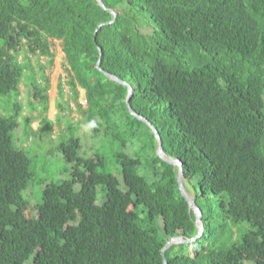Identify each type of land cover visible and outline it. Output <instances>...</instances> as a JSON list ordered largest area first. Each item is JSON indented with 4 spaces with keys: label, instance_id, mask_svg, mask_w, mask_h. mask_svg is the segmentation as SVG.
I'll list each match as a JSON object with an SVG mask.
<instances>
[{
    "label": "trees",
    "instance_id": "obj_1",
    "mask_svg": "<svg viewBox=\"0 0 264 264\" xmlns=\"http://www.w3.org/2000/svg\"><path fill=\"white\" fill-rule=\"evenodd\" d=\"M102 1L0 0V97L11 104L0 114V264H264V0ZM56 45L65 80L52 122ZM105 73L131 87L129 107L181 161L202 213L201 237L164 256L169 239L197 234L195 214L127 87ZM43 135L46 158L67 167L32 206L22 192L34 202L35 165L15 143ZM238 224L249 229L234 238Z\"/></svg>",
    "mask_w": 264,
    "mask_h": 264
},
{
    "label": "rangeland",
    "instance_id": "obj_2",
    "mask_svg": "<svg viewBox=\"0 0 264 264\" xmlns=\"http://www.w3.org/2000/svg\"><path fill=\"white\" fill-rule=\"evenodd\" d=\"M39 61L43 65H47L44 58H40ZM31 63L36 68L35 58L31 60ZM62 65H63V54H62L59 46L56 45L55 58H54V62L52 64V67L46 66V70H45V74L49 77V80H50V88L47 92L48 99H49V108H48V111L45 115H46L47 119L51 120L52 122H54V120L56 118V114L58 113V111L55 107V101L57 99L58 83L60 81L64 82V80H65V74H64V70H63ZM64 89L68 92V88L66 86H64ZM19 91H20L19 100H20L22 106L24 107L22 112L26 115V114H28V110L26 107L27 94H26V88L23 84H20ZM83 99H84V92L82 90H79L78 94H77V102H83ZM70 104H71L70 107L73 109V112L70 114V117L71 118H79V115L77 114V112L74 111L75 102H73V100H72V102ZM10 113H11V104L7 102V96L6 97H0V114L7 116ZM66 113L67 112H65V114ZM34 115L37 116V113H34ZM22 118L23 117H19V127H18V130L16 132V135L19 137H20L21 131L24 130V124H23ZM31 125H32V128L36 130L38 127V122H33ZM20 129H21V131H20ZM53 130H54V134L58 133V127L56 125H54ZM42 131H45V130H42ZM42 131L39 129L40 133H42ZM25 140H26V138L22 137L19 140L18 145H16L17 142L15 143V146L18 148H23L24 151L31 158V160L33 161V163L35 165V169H34L35 182H33L31 184L35 190V200H34V202H32L27 197L25 190L22 192V196L26 200L31 202L32 206H35V203L39 200V195L41 194V191L44 187V183L50 182V181H55L57 178H60L61 172L63 171V168L65 165L67 167V164L63 163V161H62L63 159L59 154H54V155L46 158L45 151L47 152L48 149L46 150V148H48V146H50L51 143H50L48 138L46 139L44 137V135H43L42 141L37 137L36 143H31V139L26 140V141H28V144H32L29 147H26L22 144H19ZM43 140H45V143H43ZM56 141L57 140H55L53 142L55 143ZM42 145H44V147ZM60 159H62V160H60ZM63 175H66V173H64ZM77 187L78 186H76V188ZM248 229H249V226L247 224H238V225L234 226V232H235L234 238H236V236L240 232H245ZM243 264H253V263L252 262H244Z\"/></svg>",
    "mask_w": 264,
    "mask_h": 264
},
{
    "label": "water",
    "instance_id": "obj_3",
    "mask_svg": "<svg viewBox=\"0 0 264 264\" xmlns=\"http://www.w3.org/2000/svg\"><path fill=\"white\" fill-rule=\"evenodd\" d=\"M97 4L102 7L103 9H106V7L104 6L103 4V1L102 0H96ZM113 18L108 22V24H111L114 22L115 18H116V15L117 13L114 11V10H108ZM103 24L99 25L102 26ZM95 34H96V31H95ZM99 52H100V48H99ZM96 67L102 71L100 69V54H99V60L97 61V64H96ZM106 76L108 78H110L111 80H114L120 84H123L127 87V96H126V106L129 108V112L136 116L138 119L142 120L143 122H145L148 126H150V128L152 129L153 131V134L155 136V139H156V143H157V148H156V155L162 159L163 161L167 162V163H170V164H173L175 166L178 167V176H177V183H178V188H179V191L181 192V195L185 198L186 202L188 203V206L191 210H193L194 214H195V224H196V228H197V234L192 237V238H189V239H183L181 237H174V238H171L169 239L165 246L163 247L162 249V256H164V251L171 245V244H175V243H189V242H193L195 241L196 239L200 238L201 235H202V226H201V222H200V218H201V210L200 208L195 204V202L191 199V197L189 196V194L187 193L186 189L184 188L183 186V183H182V163L180 160L178 159H174V158H170V157H167L165 156L164 154V151H163V148H162V143H161V139H160V136L157 132V130L142 116H139L137 114H135L131 108L129 107V101H130V98H131V95H132V89L131 87L126 84L125 82H123L121 79L117 78L116 76L114 75H110L108 73H105ZM163 263L164 264H167L165 260H163Z\"/></svg>",
    "mask_w": 264,
    "mask_h": 264
}]
</instances>
